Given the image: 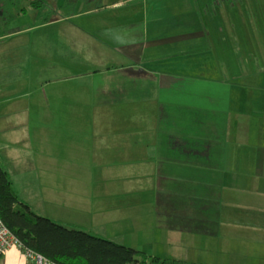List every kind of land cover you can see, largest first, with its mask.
Here are the masks:
<instances>
[{
    "label": "crops",
    "instance_id": "obj_1",
    "mask_svg": "<svg viewBox=\"0 0 264 264\" xmlns=\"http://www.w3.org/2000/svg\"><path fill=\"white\" fill-rule=\"evenodd\" d=\"M217 1L43 0L37 10L27 1L22 14L45 17L0 33V164L22 203L152 258L264 264V0L251 2L259 45L251 4L241 11L243 47L219 22L233 9ZM244 81L248 118L233 101ZM115 120L123 131L111 150ZM40 130L54 139L36 156L28 132ZM77 131L91 132L87 158ZM0 264L33 262L12 248Z\"/></svg>",
    "mask_w": 264,
    "mask_h": 264
},
{
    "label": "trees",
    "instance_id": "obj_2",
    "mask_svg": "<svg viewBox=\"0 0 264 264\" xmlns=\"http://www.w3.org/2000/svg\"><path fill=\"white\" fill-rule=\"evenodd\" d=\"M19 1L10 0L0 5L6 12L7 21L11 17L7 10ZM27 1L36 10L44 6L43 0ZM0 220L22 244L24 251L38 254L53 264H187L152 258L133 248L38 216L19 200L13 182L1 164Z\"/></svg>",
    "mask_w": 264,
    "mask_h": 264
},
{
    "label": "rangeland",
    "instance_id": "obj_3",
    "mask_svg": "<svg viewBox=\"0 0 264 264\" xmlns=\"http://www.w3.org/2000/svg\"><path fill=\"white\" fill-rule=\"evenodd\" d=\"M251 2H252V0H244V3H243V0H218L216 2L218 5L217 10L222 9L223 12L227 13L228 8L233 9L232 14H227V16H226L227 21L224 20L225 17L220 16L219 22L222 23V26L224 27L225 30L227 29L226 31H228V32L226 33V35H233V36L235 35L234 36L235 38H233V42L236 44L238 43L240 45V47L241 46L243 47V44L245 43L246 37H243V34H245V23L244 22H247V20H245V18H244L245 14L243 15V13L241 11H243L245 13V11L248 9V6L250 4H251L250 7L252 8V11L254 12V15H255V17L252 19V26H248V28L252 29L253 34H254L253 46L260 44V41L258 38L260 35L259 33L263 34V29H262V32L260 30V28L263 26L262 15H260L258 12L259 10H258V7L256 6L257 3L253 4ZM246 3H248V4H246ZM190 4L192 7V12H200L201 13L202 11H206L205 7L203 6V3H201V2H200V4H197L196 2L192 1ZM196 6H199L198 7L199 9H197ZM28 7H29L28 2L26 0H22V1L18 2L15 6H13L14 12L10 15L11 17H9V21H7V16L4 13L2 15V19H0V33H7V32L12 33V31L19 29V27H22L25 24H30V23L35 24L38 22V19L40 20V19H43L45 17L43 12H38V11H37L38 13L37 12L35 13V11H29L27 14H22L23 9L28 8ZM229 16L234 17L235 19H238L237 21L239 22V24L237 25V27H235L234 25H232L233 23L228 21V19L230 18ZM204 17L207 18V16H204ZM204 22L209 23L210 20L209 19L205 20V18H204ZM247 23H250V22H247ZM185 26H187V24H185ZM239 27H244V28L239 29ZM252 31L250 32V29H249V32H248L249 38H252ZM239 33H241V34H239ZM217 39H219V38L215 37L214 40H212L215 47H217ZM240 53L245 54L244 51H242ZM219 54H220V59H222V61H223V59H225V52L221 51ZM244 58L242 60H240V65L237 68V70H238L237 74L238 75H240V74L244 75L246 73L247 66L243 62ZM241 63L244 64V66ZM222 70L224 72V68H222ZM256 71H257V69H255V72ZM223 74H226V73H223ZM248 88H249L248 84L244 81V83H240L238 85V89H233L235 92L234 94H236V95H233L234 96L233 101H235V98H236L237 104H242V106L240 105V108H243L247 118H248V115H247V109H246V106H247L246 105V98H247L246 91L248 92ZM222 90H224V89H222ZM107 113L108 112L106 111V113H104L103 115L96 116L97 123H99L101 121V119H103L105 121V124H106V116L110 117ZM115 115H117V114H115ZM120 115L125 116L123 114H120ZM91 118H93V117H91ZM94 118H95V116H94ZM112 123L115 125V127L112 128L107 133L108 138H106V131H105L104 142H105V147L107 146V148H110L111 150H115L112 146L113 140H115V139H113L112 137L118 133L120 134L123 131V129H122V125H121L122 121L115 120ZM245 127H246V122H245ZM124 131L127 132L128 134L132 133V130L129 126H127L124 129ZM44 133H46V135L44 137H41V134L44 135ZM59 133L61 134V133H69V132H62L61 131ZM28 134H29L28 143L32 147L36 148L35 149V151H36L35 155L36 156H38L37 153L39 152V149L41 148V146H40L41 139H43V140H47V139L53 140L54 139V137H51V135H50V134H54V132H51L49 130L31 131V132H28ZM75 135L77 137L76 139H78L77 145L79 144V150H80L79 157L87 158L85 148L88 145L87 140L90 137L91 132L77 131V132H75ZM16 136L17 135L15 134L14 138H16ZM126 140L127 139L124 138L122 142L124 143ZM63 141L65 142L64 138H63ZM93 147H95V139L93 140ZM242 153H243V151L239 148V154L241 155ZM109 159H110V162L108 165H110L112 167L121 165V162L117 158H109ZM104 170L106 171V163L104 165ZM104 184L106 186V180H105Z\"/></svg>",
    "mask_w": 264,
    "mask_h": 264
},
{
    "label": "built area",
    "instance_id": "obj_4",
    "mask_svg": "<svg viewBox=\"0 0 264 264\" xmlns=\"http://www.w3.org/2000/svg\"><path fill=\"white\" fill-rule=\"evenodd\" d=\"M16 248L33 264H53L44 257L32 253L30 251H24L22 244L13 236V234L4 226L0 220V258L5 256L6 253L12 249Z\"/></svg>",
    "mask_w": 264,
    "mask_h": 264
}]
</instances>
